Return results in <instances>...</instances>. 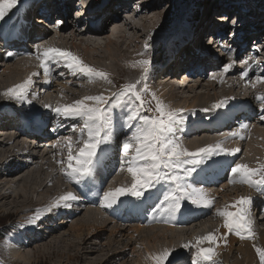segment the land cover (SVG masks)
I'll use <instances>...</instances> for the list:
<instances>
[{
	"label": "bare ground",
	"instance_id": "6f19581e",
	"mask_svg": "<svg viewBox=\"0 0 264 264\" xmlns=\"http://www.w3.org/2000/svg\"><path fill=\"white\" fill-rule=\"evenodd\" d=\"M129 1L131 0H95V2L94 0H56V3L54 6L51 4V2H49L46 4L45 9H50L53 6V8H58L59 14L61 15V17H59L60 19H57V20H61L62 25L59 28V31L55 33L52 31H47L45 33L41 29H38L36 27L31 28L29 26V23H30L29 21L32 20L33 15H36V16L38 15V12L41 9L40 8L41 5L45 4L47 0H18L17 5L7 13V15L3 18V20H0V31L13 32L14 35L8 34L9 37L10 36L16 37L17 32L21 33L22 38L24 40H28L26 44L28 45V42H30L31 44L29 49L24 50L19 56L11 55L10 57L5 58L6 53L11 52L12 54H14L12 50H13V46H16V43L15 45H8L0 41V62L6 61L3 63V66H2V63L0 64V66H2L3 68L2 71L0 72V107H2V109L6 108L7 106H9V108L13 107L16 110V113L18 114L17 116L21 118V122H18V120L16 119L18 123H14L13 121H10L9 123H5L4 122L6 121L5 118H1L2 114H0V136H1L0 137L1 138L0 139V175H3L4 171L6 172L7 175H9L15 171L21 170V172L17 175V178H16V180L21 182L22 186L19 184L21 188L20 186L19 188H16V187L14 188V184H17L18 182L11 180L10 177L5 176L1 178L0 176V201H3V203L5 202V204L9 206L8 208L9 210L15 209L18 207L16 210L20 211L21 213L22 211H28V209L30 208L38 209V208H43L44 206H47L50 204V203L43 204L46 201L44 202L41 201V198H43L42 196H44L45 194H48L49 192H52V193L57 192L58 190L57 181L54 180L53 182L52 179L51 180L48 179L50 177L49 175L51 174L52 176L53 174L52 172L50 173V169L53 170L50 164L52 165V167H54L53 164H55V158L52 159L48 157H52V153H57V155L60 154L61 149L67 146L66 144H62L64 146H61V145L58 146L57 144L59 143V141H61L62 138L65 139L70 132L78 133V130L82 126V121L78 119H68L65 122L64 129H62L63 131L60 132L59 135L57 136L56 135H46L45 138H42V139L36 138V140L31 139L33 138V136H29L28 133H23L21 131L22 125L32 126L35 124L33 123L32 116H34L37 112L41 118H44V117L48 118V120L46 121L47 124L45 125V127H42L43 132L45 131L48 133L51 128H53L54 132L56 131L55 121H52L51 119V116L55 112L51 111L50 108L44 107L46 103L52 105V107H56L57 105L60 104V103H57L56 99L55 100L54 98L52 99L51 93L54 91L55 92L57 91L58 93V91H61L62 89V88L57 87L58 83L56 84V82L54 81L55 79L52 76L55 75L60 78H63L64 80L65 78L67 79V77L69 78L68 80L70 81L68 82L65 81L66 84L62 83L60 85L61 86L63 85L62 87L66 85L65 86L66 92L70 94V98H69L70 100H74V99L76 100L80 96L79 93L80 92L82 93L86 88L90 91V93H96V88H99L98 84H100L101 80L95 83L92 81L91 84L87 85L84 82L89 81L88 78L84 77L83 75H80V76L77 75L79 77L75 78L76 75H73V73L69 71V69L64 67L62 64L51 63L49 64L50 73H51L50 74L51 76L48 77L49 82L45 83V78H38V75H37L38 79L37 78L36 79L38 81H35V83H38V84L36 85L33 84L34 86L31 85L29 87L30 92L27 93V95H30V93L32 92H36V93L38 92V94H36L37 101L39 103L41 102L44 104L42 108H38V107L36 108V106H34L33 104V101L32 102L30 100L26 101L25 99L21 100L24 104L22 106H18V104H15L14 102L12 104H9L11 100L6 98L4 95H2V93L7 88H10L15 84H18L24 81L23 79H21L22 77L16 78L18 74L26 76L30 73V70L35 72V69L34 68H33L34 70L32 69V67L35 66V64L38 66L39 71L41 72L43 71L42 69L39 68V61L36 59L37 50L36 51L33 50L34 48H41V47H48V46L58 47L63 50L71 51L73 54L80 57L84 62L88 60L87 59L89 57L88 54H90L89 49L90 48L97 49V51L100 50V52L99 54L94 52V57L96 59H98V57L105 59V58H108L109 56L115 59L114 60L115 63L112 64V68H111V64L107 66L105 64H101V63L95 64L91 62L89 63V65L91 64L92 67L98 70H102L106 73L113 72V67L116 68L117 69L116 71H118L119 73L121 72L126 73V72H130L131 70L135 69V67H132L131 65L127 67H125L124 65L123 66L120 65V63L123 62L124 58L126 57V54H128L129 52L128 51L126 53L127 47L125 48L124 46L126 39H130V36L128 34L126 35L125 28L128 29V25H131V27L130 26L129 27L132 31L138 29L140 22L141 24H144L148 19H150L149 14L152 11H150L149 9H152L153 7H155L157 5V2L160 0H134L133 2H129ZM243 1L245 2V0ZM73 2H79V6H80L79 14H78L79 16L78 18H74V19L70 18L69 16L70 9L73 7ZM125 2H127L128 4H125ZM231 2H236V1L215 0L212 2L211 0H204L203 5L205 6L207 5L210 8V11L214 9H219V10L221 9V10L226 11L225 14L218 15L216 17L217 21L212 24L213 25L212 27L209 26L212 29L211 28L208 29L207 27L208 29L207 31L203 29L204 32H200V34L195 33V36H193L194 33L191 27L193 26L194 28V25L191 26L192 23L190 19L188 18V22H187L188 26L185 28V32H184V34L186 33L185 36H180L177 38L171 37V41L174 40V38L177 39L175 42H172V43L170 40L166 41V39L160 43L155 42L154 40L151 41V45L152 43H158L157 46H159L160 48L158 51L148 56V59L151 60V65L152 66L156 65L158 68L156 75L159 76L160 74H162L161 72L165 70L166 66L170 67V69L166 72L167 75L161 78L159 80V83L156 81L158 78L154 80L155 84L152 86V88L155 85H159V84L163 86V87L161 86V88L158 89V92H157V93L160 92L159 99H161V101H163V98L169 102L179 99L182 101L180 102L183 103V108L188 107L190 100H192V104H196V105L198 104L206 108L214 104V102H222L223 106L220 107L219 109H222L224 111V119L228 118V119H231V121H233L232 127L223 128L221 127L220 124H218L216 128L210 127L211 130H206V128H201L197 126H195V128L185 129L187 125L185 126L183 124H180V126H175L174 128V130H177V135L181 134L178 138L180 143L182 144L183 147L187 148L189 151H195L196 149L200 147H204L209 144H215L216 142H222V143L230 142L228 146H226L228 143L225 145L223 143V146L228 149H231V148L241 149V151L238 152L239 155L238 153L234 155V157H236L237 159L235 160L233 164L226 162L225 159H220L217 164L212 166L213 168H216L217 171H219V175H216V176L213 175V177L214 176L215 177H214V181L212 184L209 182H206V180L204 181L203 179H198L196 181L190 182V183H193L194 186L196 187L204 188L206 193L210 197L223 194L224 190L225 191L227 190L228 185L232 184V183H229L230 179H233V180L239 179L238 176H234L231 173V167L234 166L237 162L240 164H247L246 163L248 160L247 158L250 159V149L249 148H251V147H248L244 149L242 146V141H245L247 137H249V139L246 140V143H249V140L250 142H253V140L250 139L252 134L254 135L253 138L255 139L256 138L260 139L261 137L264 136V131H260L261 129H258L255 126L252 128V125H255V123L256 124L260 123L261 125V123L264 122L260 120V116L264 114V112H262L261 103L257 101L256 99L257 95L264 96V83L259 82L258 80V78H260V80H264V35H259V34H264V18L263 19L260 18L261 20H256L257 18H255L258 15L264 17V15H262V13H264V8L257 7L255 9H250L249 12L242 14L240 19L235 24L233 25L224 24L220 30L217 27L218 22L224 23L226 20H228L226 16L229 15L230 13H236L237 15H239V13L237 12L238 6L236 5V3H231ZM96 3L98 4L96 5ZM130 6H132V8ZM126 8L128 9L131 8V10H125ZM207 10L205 9L206 12ZM27 11H31V12L25 15V12ZM129 11H131L132 13H130ZM205 11L202 12L201 14H199L198 12L197 15H202V14L206 15ZM43 15H46V14L44 13ZM71 16H72V13H71ZM250 16L254 18V20L251 19L248 22L249 26L251 25V28H244L242 24L245 20L247 21L250 18ZM19 17L22 20L23 19L25 20L23 24L25 29L20 28L18 31L17 22H20ZM40 18L42 17L37 18V20L35 21L36 24L41 23ZM120 18L121 20H118ZM232 18L233 20L229 19V21L231 20L234 22L235 19L234 17ZM111 19H114V20L113 22L110 23L109 21ZM15 20L17 21L16 26L14 28H11V24ZM106 24L107 26L105 27ZM198 24L196 25L197 29L198 27L202 26V23H198ZM238 24H239L238 26L239 28L237 29ZM68 26H71V28L68 30L63 29ZM254 28H256L257 34H258V36L255 37L257 41L254 43L255 40L251 39V41L248 42V38H250V36L256 35L254 32L255 31ZM188 29H189V33H188ZM258 29H260V31H258ZM143 34H144L143 32L141 35L139 33L140 36H138L137 38L135 36V39H134L135 45L140 43L139 38L142 37ZM177 34H180L178 30L175 31L174 35H177ZM184 34L182 33V35ZM8 35L6 37H8ZM104 35H107L106 39L104 42L103 41L101 42V38H104ZM229 38L231 39L228 41L227 39ZM76 39H80V42L78 43L77 49H76V46L74 45L75 43H73L72 44L73 50H72V47L67 44L69 41L70 42L75 41ZM208 39L211 40V43L209 44L206 43ZM202 44L207 47L209 45V49L205 47L204 48L201 47ZM103 48H104L103 51H106L108 56L107 54L100 56L101 50ZM164 48H166L164 51V54L165 52L167 53L168 50L172 51L171 54L173 58L169 56L168 61L162 62L161 61V54H162L161 51ZM216 49L220 50L221 55H218V53H216L217 52L215 51ZM191 50H195V54H192V53L190 54ZM74 51H81L82 53H77ZM203 54H206V56L203 57ZM118 57H119V60H116ZM19 59H21V61ZM8 60L9 61L14 60L15 63L12 62V64H9L10 62H8ZM16 60H19L18 63L16 62ZM22 60H25L27 63L28 62L29 63L27 64L26 62H22ZM244 61H247V64H245ZM179 62L182 63V65H179ZM228 63H231L232 67L229 70V72L223 75V78H222L223 82H221V70L223 68V65L228 64ZM196 65L201 66V69H199V72L201 71V73H198L196 75L195 77L196 81L195 80L192 81L191 78L188 77V78H184V81L185 80L188 81L187 83L185 84L176 83L177 82L176 80H179V77L181 78V76L183 77L186 76L188 68L194 67ZM179 71L181 73H179ZM245 71H247V75L242 78L241 74ZM228 74L229 76H227ZM209 76H211L210 77L211 80H209L207 83L202 85V82L204 81V79H207ZM140 77H141V74L138 73L136 79L139 80ZM32 78L33 77L31 76V79ZM231 78H234L233 79L234 81H230ZM94 80H97V79H94ZM171 82H174L175 85L171 84ZM192 82L193 84H190ZM176 85L177 87H184V89L182 90L183 92L181 93H184V90L187 92H190V94L193 95L192 98L189 99V95H186V96H183L182 94L178 95V91H176ZM200 87L203 88L204 90L197 92L198 88ZM224 87L226 90L222 89ZM141 89H142V86H141ZM236 89L237 91L239 90V93H234ZM212 90L214 91L221 90L222 92L218 96L214 92H211ZM222 93L226 95H222ZM245 93H248L247 94L248 96H246ZM108 95H110V93L106 94L105 96H108ZM212 95H214L215 98L210 97ZM12 101L14 100L12 99ZM252 101H254L255 105H253L250 109H247V107L246 108L244 107V105L247 102L251 103ZM64 102L66 101L64 100ZM179 105L180 103L178 102V106ZM176 106L177 105H175V107ZM210 108L211 107H209V109ZM188 109L190 108H186V110L182 111L179 115L185 114L188 111L189 112L191 111L190 113L194 115L203 114V113L205 114V111L197 112L196 109H194L195 111L188 110ZM214 111L218 112V109L210 110L207 112L209 113V116H211L210 114L214 113ZM245 114L246 116L243 117V120H242V116ZM194 120L195 121L193 123L201 121L197 119H194ZM235 120L238 122H242L241 125H246L247 127L243 129L240 127L241 125L236 127ZM221 122L222 124L226 123L225 120ZM237 130L240 131V135H241V136H238V138L232 137L229 135V133L237 131ZM114 133L116 135L117 143H119L120 147L116 148V146L114 145L112 146V149L109 151L110 158L106 160L103 157L100 163L96 165V167L93 169L92 173L88 176L83 177L84 179L87 180V183L82 184L81 181H79L78 183L75 182L74 184H72L71 182L68 183V185L73 190H75L76 194L79 195L81 198H83V200L78 199L76 201L70 202L71 203L70 207L61 206L59 208H55L50 213L44 215L43 216L44 219H47V217L50 216V219H49L50 222H52L53 224H59L60 221L59 222L57 221L58 222L57 223L56 217H58V215H62V213L63 214L65 213V217L64 218L61 217L60 220H62L61 221L62 223L67 224L70 222L71 219L76 217V216L71 217L73 214L78 213L79 211L83 209L85 211L84 217H86V215L93 216L92 215L93 212L98 214L97 213L98 211L96 212V210L98 209L92 210L93 209L92 207L94 206L90 208L87 207L91 203L89 201V198L93 200L92 203L97 202L99 204L98 201L103 196L102 191L104 190L105 192L109 189L108 187L110 185L107 186L106 184H109L110 181H112V178L114 175L118 177L119 175H116V174H118L120 170L125 169L126 171V167H127L125 165V168H123V165L121 164V158H122L121 142L123 141L125 136L128 134V129L125 127L117 126L114 129ZM22 136H24L25 138H21ZM206 136L208 137L211 136V138L214 136L215 137L213 140H211L207 138ZM53 140H55L56 142H52ZM181 140L187 143L181 142ZM77 149L78 148H76V150ZM260 152H263V151L261 150ZM67 155L68 153L64 152L62 155L57 157L56 161H64V163L65 161L67 162V160H65V157ZM226 157L229 158L231 157V155H226ZM20 158H23L22 162L19 161ZM34 159L37 160V164L35 167L37 166H39V168L45 167V169H47L49 172L48 174L49 177L48 176H46L45 178L43 177V180L38 181V177L40 176L36 172L39 171L41 174L44 173V172H41L42 169H39V168H37L38 169L37 171L35 170L36 172L33 171L34 173H28L29 172L28 170H30V165L34 163ZM252 160H254V158H252ZM49 161H51L50 164L48 163ZM262 161L263 162H258V163L259 164L264 163V159H262ZM258 163L247 164V165L251 168H256L258 166L257 165ZM3 165L4 167L2 168ZM60 165L57 166V169L60 168ZM48 166H50V169H48L49 168ZM102 166H104L105 168H112V171H109V170L105 171L104 169H101ZM35 167L34 169H36ZM212 167L209 169L211 170L210 171L211 174L213 171ZM126 174L127 172L124 174L125 175L124 180L129 181V179H131L129 177L130 175H128L129 174L128 173L127 174L128 176H126ZM64 178H65V181L68 182L67 177L64 176ZM103 183H105L107 190L106 188H103ZM110 184H113V183L111 182ZM237 185L245 186L240 183H238ZM46 187H49V189L47 188V190L45 191L44 189ZM15 190L17 192H15ZM218 190L220 191L219 193L217 192ZM45 192H48V193H45ZM29 194L39 195V199L36 200L38 202L33 203L31 200L32 195L30 196ZM250 194L254 195V197H251V200L255 204L263 203V205L261 204L254 205L255 209L257 208V211L263 210L264 209V189L258 191L257 193L253 192ZM247 197H249V194ZM122 198L123 197H121L120 199ZM8 199L10 201L7 202ZM52 202L53 201H51V203ZM157 202L158 201L156 200L155 201L150 200L149 203H147L146 205H142L141 207H138L137 214H139L141 224L142 222L145 221L144 211L145 210L147 211L148 208H153L154 206H157L158 205ZM85 207L88 209L86 210ZM96 207L98 206L96 205ZM127 207L128 206L125 205V203H122L121 207L117 208L113 206L112 208H109L108 211L114 210V211H117L115 212L116 215L117 213H121V214H124L125 216L132 217L136 213V211L135 210L125 211ZM217 208H221V207L214 203L210 208L201 207L200 208L202 210L201 215L195 218H188L185 221H183L180 218H177V216L174 217L175 220L173 219V217L169 220H163V219L154 220L152 216L150 215L147 217V221L148 223L154 224L152 225L151 228H141V225L137 224V225H131L133 227L128 226L129 227L128 229H125L126 228L125 227V228H117L115 230H117L116 234L123 233V235H127V238H129L130 242L131 241L133 242L134 241L133 239L137 237L138 234H141L142 232L148 230L149 233H151V238H153V241H154L153 243H155L156 241L158 243V240L161 238V239L167 240V243L169 244L168 245L169 248L154 247L150 251L151 248L149 249L147 246L143 244L142 246H144L143 248H145V252L147 256H149V254L161 252L163 249L167 248V249H174L175 251H178L175 253L179 254L182 258L185 259L186 258L185 251H188V250H186L185 248H181L179 251L178 250L179 248L177 249L178 239L183 237V235L184 237L185 235H188L190 238L187 239V242L189 241V242L194 243L195 240L193 237L197 236L196 232L194 233V231H196L195 228H198L197 225L200 224L201 222L209 220V217L212 216L213 213H216ZM100 209L102 210L101 207ZM115 218L117 219V217ZM256 218H257V215H256ZM79 220H82V219L79 218ZM111 220L112 219H110L109 221L106 220L107 222L102 221L100 225H102L103 223H110L112 222ZM262 220H264V218ZM72 221L73 220H71V222ZM256 223L258 225V221ZM24 225L23 226L24 228H26V230H24L23 233H20L19 237H14L13 239H9L10 241L8 240L9 242H7V244L8 243L9 244L8 246H6L7 255L9 256L11 261L15 262L16 264H31L34 261L33 257H34L35 252H37L36 254H39L43 252V250L46 249V246L42 245L44 248L42 250L39 247H37L38 249H36L35 247V251H33V249L27 250V248L30 247L31 243L29 240L32 237L29 240L28 238H22L23 240L20 241V239H21L22 234H26V233L31 234L33 230L28 231V229L31 228L32 226L26 225V223ZM53 226H51L50 228H54ZM70 226H71L70 232L74 236H76V238L80 237V241H82V244L86 243L85 241L86 239L83 237L84 235L91 237L93 236V233H95V230H98L94 226L90 229V227H87L90 225H87V223L84 224V222H81V221L75 222L73 225L71 224ZM153 226H159V227H153ZM47 229H44V230L42 229L43 230L42 236H44L46 233H49V231H51V229L48 231ZM121 230L125 231L126 234ZM178 235H180L179 238L175 239L176 236ZM258 235H259L258 236L259 241L261 237V242L264 243V228L260 229V233ZM54 238L56 239V241L59 240V236L58 237L54 236ZM236 242L237 240L230 238V245H229L230 247H228V250L232 249L233 248L232 246ZM147 244L153 245L152 243H149V242ZM241 247L243 249L248 248L247 244H243ZM126 249L129 250L128 246H126ZM94 251H96L95 247H82L79 250V253H80L79 257L82 258L83 256L85 257V259H87V257H89L88 256L89 253L91 254ZM152 251H154V253H152ZM121 253L122 251H117V254H121ZM69 258H71V256H69ZM185 261L189 262L188 259H186Z\"/></svg>",
	"mask_w": 264,
	"mask_h": 264
},
{
	"label": "rangeland",
	"instance_id": "374dc122",
	"mask_svg": "<svg viewBox=\"0 0 264 264\" xmlns=\"http://www.w3.org/2000/svg\"><path fill=\"white\" fill-rule=\"evenodd\" d=\"M133 1L134 0H131L129 2H133ZM211 1L213 2L215 0H211ZM249 1H250V3H248V0H245V2L242 3L243 7L245 9H248V11L250 9H255L257 7L264 8V0H260V2H259V0H249ZM94 2H95V0H94ZM252 2L255 4V7L252 4ZM97 4L98 3H96V5ZM125 4H128V3L125 2ZM203 4H204V0H160V1H158L157 5L155 7H153L152 9H149L150 11H152L149 14L150 15V19H148L144 24H141V22H140L139 26H138V29L132 31L130 29L131 25H128V29L129 30L127 28H125L126 35L128 34L130 36V39H126L124 46H125V48L127 47L126 53L128 51L129 52H128V54H126V57L124 58L123 62L120 63V65H122V66L124 65L125 67H127L129 65L132 66L134 64L133 62H136V61H138L140 59H148L149 55H152L153 53H155L156 51L159 50L160 47L157 46L158 43L162 42L165 39H166V41H168V40L171 41V37H176L177 38V37H180V36H185L186 33L184 34V32H185V28L188 26V23H187L188 22V18L190 19V21L192 23L191 26L194 25V28H193V26L191 28L193 29V33H194L193 36H195V33L200 34V32H204L203 29H205V31H207L209 28H211L213 26L212 24L217 21L216 17L218 15L225 14V12H226L225 10H221V9L220 10L219 9H214V10L210 11V8L207 5L205 6ZM132 5H134V4H132ZM135 5H137V4H135ZM130 7L132 8V6H130ZM131 8L130 9L126 8L125 10H131ZM205 9L206 10L208 9L207 12L205 11ZM145 10H147V9H145ZM154 10H156V11H154ZM204 11L206 12V15H203V14L202 15H197L198 12H199V14H201ZM129 12L132 13L131 11H129ZM262 15H264V13H262ZM137 16H139V15H137ZM255 18H257L256 20H261L264 17L258 15ZM199 19H200V21H199ZM251 19L254 20V18L252 16H250V18L247 21L245 20L243 22L242 26H245V28H251V25L249 26V23H248ZM113 20L114 19H111L109 22L111 23V22H113ZM118 20H121V18L118 19ZM193 20H194V22H193ZM196 20H198V21H196ZM198 23H202V26L198 27V29H197L196 25ZM143 25H144V27H143ZM106 26H107V24L105 25V27ZM198 26H199V24H198ZM209 26H211V27H209ZM238 26H239V24L237 25V29L239 28ZM207 27H208V29H207ZM70 28H71V26H68V27H65L63 29L64 30H68ZM254 29H255L254 32H255L256 35L250 36V38H248V42H250L251 39L255 40V42L257 41V39H255V37L258 36V34H257L256 28H254ZM176 30H178L180 32V34L174 35ZM258 31H260V29H258ZM142 32L144 34L142 35V37L139 38L140 39V43L135 45V42H134L135 36L137 38L138 36H140L142 34ZM104 33H105V31H104ZM139 33H140V35H139ZM182 33L184 35H182ZM188 33H189V29H188ZM259 35H264V34H259ZM106 36L107 35H104V38H101V42L105 41ZM153 40L155 42H158V43H152V45H151V41H153ZM176 40L177 39L174 38V40H172L171 43L175 42ZM79 42H80V39H76L75 41H71V42L69 41L67 45L72 47V44L75 43L74 45L76 46V49H77V46H78ZM146 43L148 45L147 51H145V44ZM102 45H104V44H102ZM166 46H167V44H166ZM201 47H203V48L205 47V48L209 49V45L207 47V46L202 44ZM91 49L92 48L89 49V53L91 54V56H90V54H88V56H89L87 58L88 60L87 61L85 60L86 64L89 65V63H91V62L95 63V64H100L101 63V64H105L107 66L111 64V68H112V64L115 63V61H114L115 59L113 57H109L107 52L103 51L104 48L101 50L100 56H102L104 54H107L108 58H105V59H102L100 57H98V59H96L94 57V52L99 54L100 50L97 51V49H92V50ZM165 49L166 48L162 49V51H161L162 52V54H161V61L162 62L163 61H167L169 56L172 57V54H171L172 51L168 50V52L167 53L165 52V54H164ZM72 50H73V47H72ZM216 51H217L216 53H218V55H221V53L218 51V49ZM74 52L82 53L81 51H74ZM140 53H143V56L139 55ZM191 53L195 54V50H191L190 54ZM186 55H184V56H186ZM203 56H205V55H203ZM19 60L21 61V59H19ZM19 60H16V62L18 63ZM116 60H119V57ZM4 62H6V61L0 62V64L2 63V66H3ZM8 62H10L9 64H12V62H14V60L13 61H9L8 60ZM22 62H26V61L22 60ZM198 63H200V62H198ZM179 65H182V63L179 62ZM2 66H0V72L3 69ZM89 66H91V64ZM33 68L35 69V72L30 70L31 74L39 73V75L40 76L42 75L43 77L42 76L40 77L38 75V78H45V76L43 74V71L42 72L39 71L38 66L36 64H35V66L32 67V69ZM157 69L158 68H157L156 65H153V66L151 65L150 68H149L148 73L145 76V75L142 74V71H141L140 67H135V69L131 70L130 72H126V73H123L121 71H120L121 73H119L118 71H116L117 69L113 67L114 74H113V72L108 73V79L111 81V83H109L108 81H105V80H101L100 81V79L99 80L98 79L97 80H93L94 83L100 81V84H98L99 88H96V93H90V91L86 88L82 93L81 92L79 93L80 96L76 100L81 99L82 97H84L86 95H98L100 93H103L105 95L110 93V95H108V96H111V94L114 93L115 90L119 91L122 86L127 85V84L136 83L138 89H141V86H142V89H147V91L144 93V99L147 102H152L151 101V94L154 93L159 98V93L160 92L159 93H157V92H158V89H160L161 86H162L161 84H159V85H155L152 88V86L155 84L154 80H156L158 78L156 81L159 83V80L161 78H163L165 75H167L166 72L170 69V67L166 66L165 70H163V72H161L162 74H160L159 76L156 75L157 74ZM180 71H179V73H181ZM30 73L28 75H26V76L18 74L16 76V78L17 77H22L21 79L25 80L26 78H28L31 75ZM138 73L141 74V77H140L139 80L136 79ZM79 76L76 75L75 78H77ZM227 76H229V74ZM32 77L33 78H32V84L31 85L38 84V83H35V81H38L37 80L38 79L37 75H32ZM52 77L55 79L54 81L56 82V84L58 83L57 87L62 88L64 90L63 91L61 89V91H58V93H57V91L56 92L55 91L52 92L51 93L52 94V99L53 98H54V100L56 99L57 103H60V104L61 103L62 104H67V103L69 104L72 101L74 102L75 99L74 100H70L69 99L70 98V94L66 92V87H65L66 85H64V87H62L63 85L62 86L60 85L62 83L66 84L65 81L66 82L70 81V80H68L69 78L67 77V79L65 78V80H64L63 78H60V77L55 76V75L52 76ZM210 77L211 76H209L207 79H204V81L202 80L203 81L202 85L207 83L209 80H211ZM58 78H60V79H58ZM144 78H146V79H144ZM233 79L234 78H231L230 81H234ZM180 81H181V78L179 77V80H178L177 83H180ZM80 82H82V81H80ZM84 83L89 85L92 82L85 81ZM52 84H53V82H52ZM171 84L175 85L174 82H171ZM190 84H193V82L190 83ZM166 85H168V84H166ZM183 89H184V87H177V85H176V91H178V95H180V94H182L183 96L189 95V99L192 98L193 95H191L190 92H187V91L184 90V93H181V92H183L182 91ZM222 89L224 90L225 87L222 88ZM36 90H37V88H36ZM201 90H204V89L200 87V88H198L197 92H200ZM211 92H214L216 95L219 96L222 91L221 90L220 91L219 90H216V91L212 90ZM33 93H34V95L38 94V92L37 93L33 92ZM234 93H239V90L237 91V89H236L234 91ZM56 94H57V96H56ZM245 94H246V96H248L247 95L248 93H245ZM249 94H250V92H249ZM58 95H60V96H58ZM222 95H226V94L222 93ZM213 96L214 95H212L210 97L215 98V96L214 97ZM10 100L11 101H10L9 104H12L13 101H12V99H10ZM64 100L66 102H64ZM180 101L181 100L177 99V100H174L172 102H169V101H166L163 98V102L167 106H169L170 108L179 109V108L182 107L181 109L183 111H185L186 108H190L188 110L195 111L194 109H196L197 112H204V111H202L203 109H209V107H211L210 109H212V106L217 103V102H214V104H212V105L209 104L210 106H208L206 108V107L200 106L198 104L197 105L196 104H192V100H190V103H189L188 107L183 108V103H181L182 101L181 102ZM178 102L180 103L179 106H178ZM33 104H34V106H36V108L37 107L38 108H42L43 107V104L39 103L38 101H33ZM175 105H177V106L175 107ZM153 106H154V104H153ZM222 106H223V104H222ZM1 109H2V107H0V110ZM127 110H128L127 108H125V109H121V108L114 109L113 113H112L113 114V124H114L115 121L119 120L121 125L123 126L124 115H125V112ZM190 112L188 111L185 114L179 115V118H178L175 126H180V124L186 125V123H187V125L189 123L191 124V122L195 121L194 119L202 121L205 118H209V113L208 112H205V114L203 113V114H195V115L191 114ZM40 121H41V119H38V122H40ZM254 121H256V120H254ZM254 126L256 128H258V129H261L260 131H264V122H262L261 125H260V123H257V124L255 123V125H252V128ZM80 130H81V128L78 130V133L70 132L67 135V137H66V138H71V140L73 142L72 150L74 149L73 150L74 154L76 152V148L80 147V144L77 143V140L80 138ZM174 134H175V137H177V138H179V136L181 135V134L177 135V130H174ZM206 137L211 139V140H213L215 136L212 137V138H211V136L210 137L206 136ZM253 137H254V135L252 134L250 139H252L253 142H250V140H249V143H246V140L249 139V137H247V139L245 141H242V146H243L244 149H246L248 147H251V148H249L250 149V159L247 158L248 159L247 162H246L247 164H254V163L256 164L258 162H263L262 159H264V153H263L264 152V138H263L264 136L260 138L261 140L259 138H258L259 139L258 140L257 138L255 139ZM21 138H25V137L22 136ZM262 139H263V141H262ZM52 142H56V141L53 140ZM181 142H185V141L181 140ZM185 143H187V142H185ZM223 143H224V145L228 143L226 146H228L230 144V142H223ZM114 146H118L117 141H115ZM245 146H247V147H245ZM261 150L263 152H260ZM64 152L68 153V148L67 147L62 148L60 154L57 155V153H52V157H48V158H52V159L55 158V164H53L54 167H52V165L50 164L51 161L48 162L50 164L51 168L53 169V170H51L50 166H48L49 167L48 169H50V173L51 172L53 173L52 176H51V174L49 175L50 177L48 176L49 172H48L47 169H45V167H43L44 169L41 168V167L39 168V166L35 167L36 164H37V160L34 159V163H32L30 165V170H28L29 171L28 173L36 172L38 170L37 168L42 169L41 172H44L42 174L39 171L36 172L40 176V177H38V181L43 180V177L45 178L46 176L49 177L48 178L49 180L52 179L53 182H54V180L57 181V184H58L57 192H53V193L49 192V191H48L49 193L45 192V193H48V194H45L44 196H42L44 199L41 198V201L42 202L46 201L43 204L51 203V201H54V199L56 197H58L60 195H63L66 192L75 193V191L68 185V183H70L69 178L67 177L68 182H66L65 178H64V176L66 177V175L61 170L62 167L66 168V164L67 163H64V165H62V164L60 165V163H58V161H56L57 157L62 155ZM238 155H239V153H238ZM252 158H254V160H252ZM22 160H23V158H20L19 161L22 162ZM65 160H67V156L65 157ZM58 165H60V168L57 169ZM257 165H259V163ZM3 167H4V165L2 166V168ZM34 167L36 169H34ZM20 172H21V170L20 171H15V172L7 175L6 172L4 171L3 175H0V176H1V178L5 177V176H8V177L11 178V180H14L15 182H18L17 184H14V188L15 187L19 188V186L21 185V182L16 180V178H17V175ZM124 172L126 173L127 171H125V169L124 170H120L118 172V174H116V175H119L118 177L115 176V175L113 176V178L114 177L115 178L114 179L112 178V181H110V183L112 182L113 184H110V183L106 184L107 186L110 185L108 187L109 188L108 190L114 189L116 187H121L122 185L123 186H129L131 184L130 180H132V179H129V181L128 180L127 181L124 180L125 179V175H124L125 173ZM36 173H35V175H36ZM127 174H128V172H127ZM127 174H126V176L130 175V174H128V175ZM41 176H42V178H41ZM129 177L131 178V175ZM237 184L238 183H232L231 185H228L227 190L226 191L224 190L223 194H220L218 196H213L214 204H217L218 206L221 207V208H217V209H224L226 206L230 205L231 203L236 201L238 198L247 197L248 194H249V197H254V195H252L250 193H253L252 191H254V190H255L254 192H257L256 189H258V188H254V187H251V189H250L249 186H247V185L242 186V185H237ZM106 185H105V183H103V188H106V190H107ZM21 186H20V188H21ZM169 187H170V185L168 183L161 182V183L157 184L155 187L151 188L152 189L151 191H149L150 190L149 189L148 190L149 192L147 191L145 193L144 197H142L140 199H136V198L131 197V196H126L123 201L126 203V205L127 204L131 205V210L137 211V208L141 204H143V203L146 204L147 203L146 202L147 198H145V197L146 196L148 197L149 193H156V194L159 195V196L156 197V201H158L157 203L159 204L160 201L163 200L164 192L167 191ZM47 188L49 189V187H46L44 190L46 191ZM10 190H12V189H10ZM219 190L217 191L218 193L220 192ZM15 192H17V191L15 190ZM31 195L30 196H31L32 202L33 203H37L38 201H36V200L39 199V195H37V194L36 195L35 194H31ZM222 197H223V199H222ZM81 199L83 200V198H80L79 200H81ZM8 201H10V200L8 199L7 202ZM89 201L91 203L87 207L90 208V207L94 206V207H92L93 208L92 210L98 209V210H96V212L98 211L97 212L98 214L93 212V214H92L93 216H91V215L87 216L86 215V217H84L85 211L83 209V210L79 211L78 213H75V214H73L71 216V217L76 216L75 217L76 220H75V218H73V219H71L73 221L71 222V220H70V222L67 223V224L62 223L61 222L62 220H60L61 217L62 218L65 217V213L64 214L62 213V215H58V217H56V222L60 221L59 224H53L52 222H50L49 221L50 216H48L47 219L42 218L36 224L30 225L32 227L29 228L28 231H32L33 230V232H35V233H33V232L31 234L30 233H26L27 235L26 234H22L21 239H20V241L23 240L22 238H28V240H29L32 237L29 240L30 243H31L30 244L31 248L29 247V248H27V250L28 249H30V250L33 249V251H35V247H36V249H38L37 247H39L42 250V249H44L43 246H46V249L48 248L47 250L45 249V250H43V252H41L39 254H36L37 252H35L34 257H33L34 261L31 264H151V261L146 259V257H148V256H147V254L145 252V248H143L144 246H142L143 244L145 246H147L149 249L151 248L150 251L154 247H167V248H169V246H168L169 244L167 243V240H164V239H161V238L158 240V243H157V241L155 243H153L154 242L153 238H151V233H149L148 230L142 232L141 234H138L137 237H135L133 239L134 240L133 242L132 241L130 242L129 238H127V235H123V233L116 234L117 230H115V229H117V228H125V227H126L125 229H128L129 227H133L131 225L140 224L141 228H151L152 225H154V224L148 223L147 218H146L147 217V213H149L150 210L148 212L145 211V214H146L145 218L146 219L141 224L140 217H139V215L137 213H135L131 218L127 219V218H124L123 214H121V213H118L117 215L115 213V215H114L112 210H111L112 211L111 212V211H108L109 208L102 207L101 204H100V200L98 201L99 204L97 202L96 203H92L93 200L91 198H89ZM4 204H5V202L3 203V201H0V264H16L15 262L11 261V259L9 258V256L6 253V246H8V244H9V243L7 244V242L10 241L9 239H13L14 237H16L17 235L20 234L19 231L22 230L21 227L25 223H26V225H29V224H27V219L30 218L34 214L35 210H41V209L45 208L46 206H44L43 208H38V209L30 208V209H28V211H22L20 213V211L16 210L18 207L15 208V209L9 210L8 209L9 206L7 204H5V205ZM260 204L263 205V203L255 204L252 201L250 206L252 208L254 205H260ZM96 205L99 208L96 207ZM121 205L119 207H121ZM100 207L102 208V210L100 209ZM251 208H250V215H251V219L253 221V230H254V232L256 234L255 237L253 239L241 240L235 234H229L227 236V244L224 245L223 243H221L220 246L216 249V251L218 253V256L216 257V259L219 261V264H260V260H259L258 254L256 253L253 245H255L256 247H260V248L264 249V243L261 242V237H260V241H259V237H258L259 236L258 234L260 233V229L264 228V220H261V216L263 215L264 211L263 210H258L257 211V208L255 209V206L252 209ZM87 209L88 208H86V210ZM229 210H233L234 211V209H229ZM99 211H100V213H99ZM153 213L156 214L157 211H153ZM256 215H257V218H256ZM115 217H117V219ZM79 218L82 219V220H79ZM110 219H112L111 220L112 222L103 223L102 225H100V223H102V221L105 222L106 220L109 221ZM100 220H101V222H100ZM220 220H221V217L217 216L214 213V214H212V216L209 217V220L204 221L202 224H198L197 225L198 228H195L196 231H194V233L196 232V235H197V236L193 235L194 236L193 237L194 240H195V238H197L199 236L201 237V236L206 235L208 233H215L216 235L219 236L221 233L225 232L226 230L223 228V226L222 225L219 226L220 225ZM79 221L84 222V224L87 223V225H90V226H87V227H90V229L93 226L98 229V230H95V233H93V236H91V237H88L87 235L83 236L86 239L85 240L86 241L85 244H82V241H80V237L76 238V236H74L70 232V228H71L70 225L71 224L73 225L75 222H79ZM257 221H258V225L256 223ZM51 226H53L54 228H50ZM153 227H159V226H153ZM160 227H162V226H160ZM163 227H165V226H163ZM42 229L43 230L47 229V231L51 229L52 232L49 231V233H46L44 235L45 236L44 237V236H42L43 235V233H42L43 230ZM22 231L24 232V230H22ZM121 231H123V230H121ZM192 231H193V229H192ZM123 232L126 234L125 231H123ZM64 233H66V234H64ZM28 234H30V235H28ZM54 236H57V237L59 236V240L56 241ZM179 236L180 235L176 236L175 239L179 238ZM187 236L188 235H185V237H184V235H183V237L179 238L180 240L178 239L177 249L179 248L178 249L179 251L182 248L181 245L189 242V241L187 242V239L190 238V237L189 236L187 237ZM36 237H37V239H36ZM191 237H192V235H191ZM230 238H233V239L237 240V242L234 243V245L232 246L233 247L232 249L228 250V247H230L229 246L230 245ZM143 239H145V240H143ZM148 242L152 243L153 245H148L147 244ZM241 243H242V245L243 244H247L248 248L243 249L241 247L242 246ZM37 245H39V246H37ZM126 246H128L129 250L126 249ZM202 246L203 247H208L209 245L207 243H205ZM82 247H95L96 251L92 252L91 254L89 253V255H88L89 257H87V259H85V257H83V256H82V258H80L79 257V254H80L79 250ZM186 250H188V249H186ZM117 251H122V253L121 254H117ZM175 252H178V251H175ZM185 252L187 253V251H185ZM152 253H154V251H152ZM69 256H71V258H69ZM189 257H190V255L188 254V259H189ZM187 264H188V262H187Z\"/></svg>",
	"mask_w": 264,
	"mask_h": 264
},
{
	"label": "snow or ice",
	"instance_id": "6c2138e0",
	"mask_svg": "<svg viewBox=\"0 0 264 264\" xmlns=\"http://www.w3.org/2000/svg\"><path fill=\"white\" fill-rule=\"evenodd\" d=\"M18 0H0V20L14 8ZM61 21H57L59 25ZM235 23V21L233 22ZM148 45L145 44V51ZM12 55L11 52L8 53ZM139 55L143 56V53ZM36 59L39 61V68L43 70L45 83L49 82V64H62L69 69L73 75H83L89 82L94 79H108V73L98 70L86 64L80 57L71 51L58 47H41L37 49ZM247 64V61H244ZM151 65L150 59H140L132 66L140 67L142 74L146 76ZM232 64H224L221 70V82L223 75L229 72ZM33 73L21 83L7 88L2 95L8 99L24 100L27 91L31 86ZM247 75V71L241 74L242 78ZM259 82L264 83V80ZM147 89H138L136 83L127 84L121 87L118 92L111 96L103 93L98 95H86L75 100L71 104H59L52 107L45 104V108H50L58 116L78 119L82 121L80 144L78 150L73 154V142L71 138H66L68 148L66 168L62 167V172L72 182H79L83 177L92 173L99 164V151L102 144H109L113 137V110L116 108L128 110L125 112L123 127L128 129V134L121 142V164L126 165V171L131 175L132 182L129 186L116 187L103 193L100 204L105 208L118 206L120 198L131 196L140 199L145 193L161 182L170 185L163 194V200L153 211H160L169 215H174L182 210V202L187 201L191 205L201 208H210L214 203V198L210 197L204 188L196 187L190 183L188 178L193 177V173L210 169L218 161L214 157L220 155L234 156L240 152L239 148H225L222 142L209 144L200 147L195 151H189L183 147L179 139L175 137L174 128L182 109H172L161 101L154 93L151 94V101L144 99ZM257 101L261 103L264 112V96L257 95ZM154 104V106H153ZM222 107V102H217L210 111ZM264 121V114L260 116ZM242 129L246 125L240 126ZM232 137L240 136V131L229 133ZM242 138V137H241ZM64 146V145H61ZM64 165V161H58ZM123 170V169H122ZM182 173V174H181ZM231 173L238 176V180L230 179L229 183H240L249 187L259 188L264 186V163L256 168H251L247 164L237 163L231 167ZM80 197L73 192H66L55 198L52 203L41 210H35L34 214L27 219V224L33 225L40 221L44 215L53 209L70 207L72 201ZM251 197H240L224 209H217L216 215L223 218V228L226 230L219 236L215 233H208L203 237H197L195 242H188L181 245L182 248L192 252L191 264H219L216 259L218 253L216 249L221 243L227 244V236L235 234L239 239H253V221L250 215ZM229 209H234L229 210ZM207 243L208 247H203ZM258 254L260 264H264V249L253 245ZM146 259L152 264H185L184 258L175 253L174 249H163L161 252L149 254Z\"/></svg>",
	"mask_w": 264,
	"mask_h": 264
},
{
	"label": "trees",
	"instance_id": "16d2710c",
	"mask_svg": "<svg viewBox=\"0 0 264 264\" xmlns=\"http://www.w3.org/2000/svg\"><path fill=\"white\" fill-rule=\"evenodd\" d=\"M259 2H260V0H259Z\"/></svg>",
	"mask_w": 264,
	"mask_h": 264
}]
</instances>
